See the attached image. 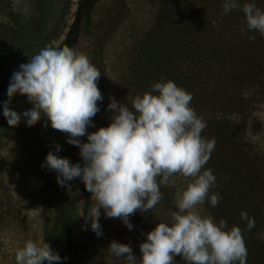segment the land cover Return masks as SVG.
<instances>
[{"label": "clouds", "instance_id": "1", "mask_svg": "<svg viewBox=\"0 0 264 264\" xmlns=\"http://www.w3.org/2000/svg\"><path fill=\"white\" fill-rule=\"evenodd\" d=\"M240 9L245 18L241 32H258L264 37V10L254 0H224L223 12ZM256 37L249 36V40ZM100 70L89 58L70 47L46 46L29 62L21 64L10 79L8 101L3 116L9 127L21 123V114L10 108L17 94L27 98L31 109L23 112L28 127L44 117L53 130L66 134L67 143L79 148L83 161L73 164L48 152L42 167L56 172L57 183L70 188L79 178L95 201L85 219H91V230L99 237L101 211L105 218H118L129 229V217L138 211L147 213L162 199L160 185L170 178L190 179L185 190L175 196L176 211L171 212V225L159 222L144 234L139 245L141 257L129 245L111 241V255L125 258L126 264H176L179 256L186 264H247V247L239 227L227 229L223 219L217 224L211 217L195 211L209 199L216 177L205 165L215 149V139L202 136L206 122L191 107L193 96L174 82H157L151 91L137 95L131 107L110 98L107 110L113 112L107 127H95L94 117L100 112L103 95L98 88ZM157 93V94H153ZM87 137L82 143L81 137ZM56 152L61 148L55 145ZM219 193L210 196L215 207ZM247 228L255 226L254 218L241 212ZM15 264H61V257L49 244L28 240L14 253Z\"/></svg>", "mask_w": 264, "mask_h": 264}, {"label": "rangeland", "instance_id": "2", "mask_svg": "<svg viewBox=\"0 0 264 264\" xmlns=\"http://www.w3.org/2000/svg\"><path fill=\"white\" fill-rule=\"evenodd\" d=\"M78 1L3 0L0 4V9L4 11L2 15L8 19V13H15L17 23L23 24V32L8 46H0V76L11 78L21 64L28 63L30 57L46 46L58 48L75 18ZM162 2L98 0L92 9L90 26L88 31L83 32L88 34L79 39L73 50L85 54L101 72L98 88L103 101L99 102L100 112L93 119L95 131L111 122L114 113L107 110L110 98L131 107L132 100L139 95L137 89L141 84L134 81L132 64L146 34L157 33L155 27ZM171 33H188V30L176 23ZM6 79L2 94L7 93L9 86L10 79L9 82ZM261 93L259 86L245 93L253 109L247 136L257 147L255 152L264 150V95ZM11 103L21 114V123L17 126L20 134L14 130L17 127H11L10 132L0 138V208L7 213L3 219L0 217V264H15V250L22 248L28 240L49 244L61 257V264H126L125 258L114 257L109 252L108 246L113 240L129 245L139 259V245L146 240L144 234L153 230L159 222L171 225V212L176 211V193L185 190L190 179L174 176L167 184H161L163 199L149 212L138 211L130 216L132 230L118 218H105L101 211L99 224L103 234L98 237L91 230V219H85L87 208L95 201L82 181L74 179L69 182L70 188L60 186L57 183L58 174L40 164V158L45 160L50 151L67 158L71 149L74 150V164L83 166L79 148L66 142V134L53 130L46 117L35 126L28 127L22 114L32 105L26 97L17 94ZM203 109L201 105L196 113H204L206 125L207 117L219 116L217 111L208 113ZM80 139L82 143L87 142L85 137ZM57 144L61 148L58 153L55 150ZM40 150L43 152L41 156L38 155ZM257 155L261 157V154ZM213 175L218 187H212L209 199L212 194L219 193L221 200L217 206L229 210L237 201L236 186L224 174V177L214 172ZM219 179L222 181L219 182ZM215 207L205 201L195 211L202 217H211L218 224L221 217L215 219L214 215L219 211ZM67 219H70L68 231L60 222ZM259 238L264 242V235ZM175 260L176 264H186L179 256Z\"/></svg>", "mask_w": 264, "mask_h": 264}, {"label": "trees", "instance_id": "3", "mask_svg": "<svg viewBox=\"0 0 264 264\" xmlns=\"http://www.w3.org/2000/svg\"><path fill=\"white\" fill-rule=\"evenodd\" d=\"M97 1H78L75 18L58 48L73 49L79 39L88 34L83 32L88 31ZM223 2L163 0L155 27L157 33H147L142 39L131 71L134 81L141 84L137 89L139 95L151 91L163 77V82L172 81L192 94L191 107L195 111L202 105L204 112H218L219 116L207 117V126L202 132L204 138L215 139V149L205 168L218 176L224 174L236 186L237 201L229 210L216 206L219 211L214 217L225 220L228 230L234 226L242 230L247 264H264V242L259 238L264 235V150L255 152L257 147L248 139L253 109L245 95L246 90L257 86L264 95V37L258 32H241L245 22L243 12L236 9L225 14ZM254 2L264 10V0ZM2 14L3 8L0 9V33L4 34L0 35V46L6 47L22 35L23 24L17 23L15 13H8V19ZM176 23L186 27L188 33H171ZM253 35L256 39L249 40ZM2 76L0 138L11 129L3 116V104L8 101V96L1 93L4 78L7 82L11 78ZM10 108L15 111L11 102ZM197 115L203 118L204 113ZM18 129L14 130L20 134ZM94 131L93 127L88 128V132ZM85 139L87 141L86 136ZM42 153V150L38 151V155ZM257 153L261 157H256ZM73 155L74 150L70 149L66 156L74 164ZM44 162L41 157L40 164ZM206 201L210 204V199ZM53 205L57 208L55 203ZM241 212L254 218L255 226L251 230L247 228V221L241 219ZM6 215L0 208V217L3 219ZM60 222L68 231L70 219H67V225Z\"/></svg>", "mask_w": 264, "mask_h": 264}]
</instances>
